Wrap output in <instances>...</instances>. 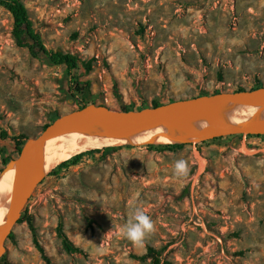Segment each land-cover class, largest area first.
<instances>
[{"label":"rangeland","instance_id":"rangeland-1","mask_svg":"<svg viewBox=\"0 0 264 264\" xmlns=\"http://www.w3.org/2000/svg\"><path fill=\"white\" fill-rule=\"evenodd\" d=\"M21 1L46 48L80 64L67 74L30 57L11 41L12 20L0 7V130L8 137L0 135V172L3 157L18 156L14 138L35 137L53 113L78 109L75 85L89 83L87 101L135 112L153 100L164 106L203 91L264 87V0ZM198 145L124 144L57 165L22 211L39 248L27 223H17L0 264H152L149 248L160 264H264V133ZM180 159L189 170L183 179L173 175ZM136 208L153 223L142 246L122 233ZM59 221L78 252L62 249Z\"/></svg>","mask_w":264,"mask_h":264},{"label":"water","instance_id":"water-1","mask_svg":"<svg viewBox=\"0 0 264 264\" xmlns=\"http://www.w3.org/2000/svg\"><path fill=\"white\" fill-rule=\"evenodd\" d=\"M181 103L185 104V107L179 117L172 123L161 127L157 132H153L141 120L142 110L123 112L113 110L105 105L89 104L81 109L59 116L37 136L26 140L18 156L9 163L13 164L12 178L9 208L0 222V258L5 252V241L18 223L32 192L56 167L53 166L52 150L55 135L70 126H78L101 118H108L114 123L132 129L145 140L144 144L154 146L198 145L224 136H249L264 133V87L242 92H221L219 94L197 96ZM206 104H219L235 108L238 110V115L235 119L217 125L209 131L198 134L187 133L184 128L193 119L201 106ZM157 109L152 108V110ZM252 110H254L253 116H251ZM33 154L39 155L42 161L36 174L30 177V163Z\"/></svg>","mask_w":264,"mask_h":264},{"label":"bare ground","instance_id":"bare-ground-1","mask_svg":"<svg viewBox=\"0 0 264 264\" xmlns=\"http://www.w3.org/2000/svg\"><path fill=\"white\" fill-rule=\"evenodd\" d=\"M184 107L185 104L183 103H169L157 110H142L140 118L153 132H157L161 127L175 121ZM237 115L238 110L235 108L219 104H206L201 106L184 130L190 134L203 133L217 125L235 119ZM253 115L254 110L251 111V116ZM144 143L145 140L132 129L114 123L108 118H101L82 125L70 126L55 135L52 143L53 166H57L81 153L124 144L139 146ZM239 151L246 155L251 153V150L246 149L244 146ZM41 161L39 155L33 154L30 163V177L36 174ZM198 164V172L202 174L205 171L206 161L200 158ZM12 167L13 164L11 163L0 172V222L9 208Z\"/></svg>","mask_w":264,"mask_h":264},{"label":"trees","instance_id":"trees-1","mask_svg":"<svg viewBox=\"0 0 264 264\" xmlns=\"http://www.w3.org/2000/svg\"><path fill=\"white\" fill-rule=\"evenodd\" d=\"M0 7L5 9L10 14L12 20L10 39L16 47L26 49L29 53V56L34 59H38L40 57L44 58L50 66L64 67L65 72L67 74H70L79 68L80 60L76 55H73L71 53H64L62 51H51L46 48L40 34L35 31L33 24L29 18L27 9L21 0H0ZM86 68L88 69L89 67L87 66ZM261 87H262L261 85H256L251 90L259 89ZM242 91H244V89L239 88L235 92H242ZM71 92H72L71 97L77 98V100L80 101L78 109H81L89 104H94V101H87L90 99L89 83H85L83 85H75V87H73V91ZM218 93L219 91H215L213 94H218ZM207 95L209 94L203 91L198 96H207ZM160 107L161 105L156 100L152 101L153 109H157ZM120 110L123 112L131 111L130 108H127L125 106H120ZM58 117H59L58 113L56 112L53 113V115L50 116L49 122L50 123L53 122ZM47 125L43 127V130L47 127ZM0 135L2 137V140H6L8 138L7 133L4 131L0 130ZM247 137L249 138L250 135ZM13 140L17 141L16 143H18L17 146L19 147L17 148V152L19 153L22 146L28 139L24 136H20L14 138ZM183 146L184 145H173V146L150 145V147L159 151L162 150L174 151L183 148ZM196 146L198 147L199 145ZM118 149H120V147H108L102 150H93L75 155L74 157L60 163L54 169V171L58 172L61 171L62 169H67L69 167L76 166L86 156H92L101 153L102 157H105ZM11 161L12 159L9 157H3V166L6 167ZM25 214L21 215L18 223H21L23 221L27 223L34 244L36 245L37 248H39L38 243L36 242V228L34 226L33 220L30 217H26ZM56 233H57V237L61 241L62 249L66 253L73 254L79 251L65 235L63 231L62 222L60 221L58 223ZM11 236L12 235H10L8 238L12 239ZM39 250L41 251V249ZM158 254L159 253L155 252L152 248H149L148 255L152 259V264H160Z\"/></svg>","mask_w":264,"mask_h":264},{"label":"clouds","instance_id":"clouds-1","mask_svg":"<svg viewBox=\"0 0 264 264\" xmlns=\"http://www.w3.org/2000/svg\"><path fill=\"white\" fill-rule=\"evenodd\" d=\"M188 166L185 160L180 159L175 161L173 167V175L177 179H183L188 175ZM153 230V223L150 217L145 212L136 208L133 211L132 219L123 226L122 233L127 240L142 246L147 235Z\"/></svg>","mask_w":264,"mask_h":264}]
</instances>
